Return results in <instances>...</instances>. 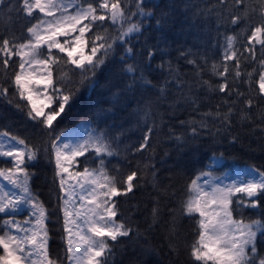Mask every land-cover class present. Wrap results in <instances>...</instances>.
I'll return each instance as SVG.
<instances>
[{
  "label": "trees",
  "instance_id": "trees-1",
  "mask_svg": "<svg viewBox=\"0 0 264 264\" xmlns=\"http://www.w3.org/2000/svg\"><path fill=\"white\" fill-rule=\"evenodd\" d=\"M136 2L123 0L122 6L132 23L143 22L142 34L133 33L130 43L115 46L95 75L91 72L83 74L90 79L82 83L81 70L74 66L60 64L53 67L57 87L64 88L65 92L79 91H76L71 107L54 122L50 131L27 117L24 107L27 101H21L15 94L11 77L18 69L19 57L11 58L7 74L0 63V85L9 88L7 97L0 95V133L7 132L9 136L25 139L30 146L39 148L38 160L30 162L28 168L34 173L30 187L50 213L46 221L49 253L53 258L58 257L61 264H68V260L66 243L62 239L63 213L59 210L58 199L61 193L51 142L58 135L63 137L70 129L87 126L82 141L93 130L105 131L109 138H116L113 144L116 154L103 159L108 174L116 177L123 187H127V177L132 172L137 173L132 181V191L114 198L119 212L117 222L123 221L132 232L129 237L120 238L118 243L109 241L113 247L109 264H198L190 253L199 234V217L198 214L188 217L182 211L191 181L208 170L212 158L220 162L211 170L216 175L235 167L264 171V120L259 118L264 114V100L259 98L258 84L259 60L264 59L261 55L264 49L260 44L248 42L251 30L264 16V0H242L241 4H236L235 0H140L145 11L154 13L148 17L137 14ZM162 13L168 14L167 22L157 24ZM40 16L37 13L35 18H25L18 0H0V42L4 39L16 44L23 42L28 38L27 28ZM232 16L240 17L239 23L231 24ZM103 30L115 37L120 25L108 21ZM103 30L96 29L92 37ZM228 36L234 37L233 50L241 62L242 77L235 83V61L224 60ZM128 47L133 49L131 54L125 52ZM249 47L255 52L254 62L246 51ZM149 50L154 52L152 57L148 55ZM2 59L0 53V61ZM127 64L136 65V77L143 73L151 86L137 84L128 90L133 77L123 71ZM225 65L229 71L221 77L217 73L223 71ZM248 73H252L251 78ZM225 78L230 89L222 93L218 86ZM161 88L165 89V99L158 101ZM232 89H238L243 97L231 93ZM113 94L120 97L119 103L113 102ZM185 96L189 101L195 99L196 103H185ZM249 98L253 100L252 119L242 121L241 111L248 110L245 101ZM147 101H152V107L151 114L146 117ZM177 101L178 107H170ZM17 103L23 111L17 109ZM230 107L233 109L230 125H225L222 116L216 117V112L226 113ZM154 120L156 127L147 149L136 151ZM202 120L206 127H201ZM193 127L196 128L195 135ZM175 136H183L185 140L179 149L175 139L170 138ZM57 143L62 144L61 140ZM99 162L90 151L77 158V164L71 170L81 171L86 166L96 169ZM8 167L11 163L0 158V168ZM156 206L160 208V216L154 223L152 209ZM261 210H264V199L260 200V209L256 210H235L234 206L233 215L245 221L264 219ZM17 217L25 218L22 214ZM173 218L176 220L174 232ZM2 219L4 216L0 214ZM258 250L264 256V242L258 243Z\"/></svg>",
  "mask_w": 264,
  "mask_h": 264
},
{
  "label": "snow or ice",
  "instance_id": "snow-or-ice-1",
  "mask_svg": "<svg viewBox=\"0 0 264 264\" xmlns=\"http://www.w3.org/2000/svg\"><path fill=\"white\" fill-rule=\"evenodd\" d=\"M18 3L25 18H35L37 13L41 16L27 28L28 38L23 42L16 44L9 39L0 42V53L3 54L0 63L7 74L11 58L19 57L18 69L11 77L15 94L21 101H27L24 106L27 108V117L50 131L54 128V122L71 107L76 91H79L76 89L65 92L64 88L57 87L53 67L60 64L70 68L74 66L81 70L83 83L90 79L83 74L91 72L95 75L115 46L130 43L129 38L133 33L142 34L143 22H131V18L126 15L127 10L122 6L123 0H18ZM235 3L241 4L242 0H235ZM136 7L139 16L154 15L152 11H145L140 0H137ZM167 17V13H162L157 24L166 23ZM108 21L112 25H120L117 36L112 37L107 30H103ZM239 21L240 17L232 16L230 22L235 25ZM125 24L128 25L126 28ZM96 29L103 31L92 37ZM227 40L224 60L235 61V83L237 78L242 77L241 62L237 52L233 50L234 37L228 36ZM117 41L120 42L119 45ZM248 42L250 45L260 44L264 49V16L261 23L251 30ZM86 49H89L90 54ZM246 51L254 62L256 55L253 48L249 47ZM125 52L131 54L133 49L128 47ZM148 55L152 57L154 52L149 50ZM261 55L264 56V52ZM123 71L133 77L132 83L127 86L128 90L137 84L141 87L151 86V81L143 73L136 77V65L127 64ZM228 71L225 65L224 70L217 74L225 77ZM258 75L259 98L264 100V59L259 60ZM248 76L251 78L252 73H248ZM229 89L230 85L225 78L218 90L223 93ZM8 93L9 88L0 85V95L7 97ZM159 93L157 100L163 101L165 89L161 88ZM231 93L237 94L239 98L243 97L238 89H232ZM183 100L185 103H196L195 99L189 101L187 96ZM113 102H120L117 94H113ZM9 103L12 101L9 100ZM245 104L248 110L241 111L242 121L252 119L250 109L253 100L249 98ZM178 106L179 101L170 105ZM16 107L24 110L19 103ZM146 107L147 117L151 114L152 101H147ZM232 114L233 109L230 107L223 114L217 111L216 117L222 116V123L230 125ZM259 118L264 120V114ZM200 123L201 127L207 126L203 120ZM155 127L154 120L136 151L147 149ZM192 133L196 134L195 127L192 128ZM0 137L8 138L7 141L0 139V158H6L5 162L11 163V167L0 168V178L10 186L6 191L5 186L0 184V214L7 217L0 220V249L3 251L0 264H61L58 257L53 258L49 253L50 236L46 221L50 213L30 187L34 173L29 172L28 168L30 162L38 160L39 148L30 146L25 139L9 137L7 132L0 133ZM170 138L175 139L178 149L185 143L183 136ZM61 139L62 136L58 135L51 144L55 157V176L59 180L61 193L58 198L59 210L63 213L62 239L66 243L68 264H109L108 257L113 255V247L109 241L118 243L120 238L129 237L132 232L123 221L117 222L119 212L114 198L132 191V181L137 173L132 172L127 177V187H123L116 177L108 174L103 157L116 154L113 147L116 138H109L105 131L93 130L82 142L58 144ZM90 151L99 159L98 167L91 169L86 166L82 172H73L71 169L77 164V158ZM210 175L200 173V176ZM243 175L244 178H237L231 184L223 185L218 178L214 184L209 180L200 184V176H197L188 186L189 195L182 204V211L188 217L195 214L199 217V234L190 253L198 264H264V256L258 250V243L264 242V219L245 221L243 218L236 219L233 215L234 206L235 210L260 209V200L264 199V171L248 169ZM21 209L29 213L23 221L14 218ZM261 212L264 215V210ZM152 215L155 223L160 216L158 206L153 207ZM171 226L174 232L175 218L172 219Z\"/></svg>",
  "mask_w": 264,
  "mask_h": 264
},
{
  "label": "rangeland",
  "instance_id": "rangeland-1",
  "mask_svg": "<svg viewBox=\"0 0 264 264\" xmlns=\"http://www.w3.org/2000/svg\"><path fill=\"white\" fill-rule=\"evenodd\" d=\"M86 52H89L90 54V51L86 49ZM86 130H87V126H84V125H79L77 127V129H70L69 131H67L62 139H61V142L62 143H75L76 141H81L82 142V139L84 138V135L86 133ZM11 137V136H9ZM64 137H67L66 139ZM0 139H3L5 141H7L8 138H5V137H0ZM6 159V158H5ZM219 160L217 158H212L211 161H210V164L208 165V170L206 171V173H210L211 175L210 176H200V180H199V183L200 184H203L205 180H209L210 183H216L217 182V178L219 180V183H221L222 185L223 184H231L233 180L237 179V178H244V173L250 169V168H247V167H241V168H237L235 167L234 169H232L231 171H227L223 174H220V175H216L214 174L211 170L215 167V166H218L219 165ZM83 170H81L82 172ZM239 174V175H238ZM0 184L4 185L5 186V190L7 191L8 188L10 187L8 185V182L7 181H4L2 178H0ZM207 190H210V189H207ZM19 214H22L26 217H28L29 213L27 211H24L23 209H21L20 213ZM17 214V215H19ZM17 215L14 217L16 220H19V221H23L24 219H19L17 217ZM7 217H4V219H6Z\"/></svg>",
  "mask_w": 264,
  "mask_h": 264
}]
</instances>
